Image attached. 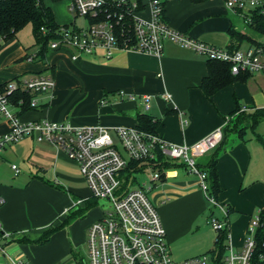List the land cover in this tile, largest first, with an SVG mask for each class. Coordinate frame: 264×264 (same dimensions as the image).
Wrapping results in <instances>:
<instances>
[{"label":"crops","instance_id":"1","mask_svg":"<svg viewBox=\"0 0 264 264\" xmlns=\"http://www.w3.org/2000/svg\"><path fill=\"white\" fill-rule=\"evenodd\" d=\"M141 15L148 18L147 10ZM235 17L239 15L229 10L224 0H170L164 9L169 27L219 49L227 47L230 28L240 31ZM257 41L264 46V38ZM249 46L243 42L239 49ZM37 52L22 51L0 62L1 87L35 75L54 81L52 92L30 94L35 106L31 102L24 106L18 92L12 96L11 110L24 122L46 119L74 127L100 124L113 136V128L136 127V116L145 114L158 122L155 134L160 138L191 146L222 127L237 106L250 113L264 110L261 74L252 73L207 99L200 89L207 75V58L170 41L164 42L158 56L118 50L108 59L86 55L72 59L77 55L72 49L47 47L42 56ZM25 56L33 59H23ZM119 91L135 99H121ZM164 94L170 96L169 101L164 100ZM143 96L149 97L148 110L140 101ZM258 125L243 138L230 133L219 150L220 192L216 200L227 211L225 219L206 201L197 174L165 158L169 164L148 197L157 208L173 260L211 254L218 234L208 225L211 217L226 221L229 245L234 251L241 250L249 223L264 207V146L257 139L264 142V136L257 131ZM7 130L1 119L0 137ZM27 139L31 168L26 175L12 181L0 176V197L4 199L0 227L5 234L1 244L7 255L30 264H86L87 231L103 211L77 165L62 150L45 141ZM208 159L205 154L197 163ZM153 171V165L147 164L140 173L149 172L151 178ZM4 260L0 254V264Z\"/></svg>","mask_w":264,"mask_h":264},{"label":"built area","instance_id":"2","mask_svg":"<svg viewBox=\"0 0 264 264\" xmlns=\"http://www.w3.org/2000/svg\"><path fill=\"white\" fill-rule=\"evenodd\" d=\"M224 1L226 7L239 15L245 24L250 21L249 11L261 6L258 0ZM142 5L139 0H71L70 12L75 18L83 17L86 25L77 28L73 22L71 26H61L48 47L51 50L72 49L77 53L72 59H77L79 55L108 59L118 50L158 56L164 42L170 41L207 59L227 63L233 75L250 72L264 77L262 47L249 46L244 50L213 47L169 27L162 18L163 8L159 0H148ZM145 10L148 12L146 19L141 15ZM41 31L46 32L45 29ZM27 59L31 61L33 56ZM19 88L34 94L52 92L54 81L50 77L35 75L19 83L14 81L0 86V120L8 125L7 132L0 137V151L6 145L25 138L48 142L62 150L77 165L92 198L108 202L102 216L88 228L86 264H249L254 247V231L259 223L257 214L246 229L240 251H234L229 245L226 221L211 217L208 225L213 231L227 232L224 255L218 259L215 252L175 262L157 208L148 197L153 184L160 180L159 172L154 169L149 184L129 190L122 188L123 171L129 161L157 164V154H161L197 174L206 201L220 210L225 219L227 211L208 195L206 176L197 168L195 159L219 145L226 120L222 127L191 146L167 142L155 133L135 127L113 128V137L111 130L100 124L74 127L69 123H55L46 119L22 121L11 110V95L17 93ZM118 96L121 99H135L132 94L123 91H119ZM163 98L169 101L170 96L164 94ZM148 100V96L140 98L145 110L149 108ZM106 101L102 100V103ZM31 106H35L34 101ZM11 170L15 175L19 173L14 165H11ZM3 204L4 199L0 197V206ZM4 237L5 234H0V254L5 259L3 264H30L25 259H14L6 254L1 244Z\"/></svg>","mask_w":264,"mask_h":264},{"label":"trees","instance_id":"3","mask_svg":"<svg viewBox=\"0 0 264 264\" xmlns=\"http://www.w3.org/2000/svg\"><path fill=\"white\" fill-rule=\"evenodd\" d=\"M163 8L162 18L164 20V9L170 0H159ZM191 3H200L203 0H189ZM141 7H143L142 0H139ZM248 16L250 21L246 24L247 28L257 35L259 38H264V3L261 6L249 11ZM165 21V20H164ZM32 25V33L35 38L38 52L36 55L42 56L47 50L49 41L59 31V26L56 24L51 10L45 7L43 0H0V38L11 39L14 35L27 24ZM73 24V23H72ZM66 26V25H63ZM41 29H45L43 33ZM229 43L227 49L238 50L243 42H248L252 46L264 47L263 44L243 31H238L233 28L229 30ZM25 56L23 59H26ZM250 72H240L233 75L230 72V67L227 63L207 59V75L201 80L200 89L207 99H210L213 94L222 89L223 87L237 81L244 79L251 75ZM17 83L21 80L15 79ZM18 89V93L24 100V106L30 105L31 95L34 93L27 92L26 90ZM12 93L11 96H13ZM10 96V98H11ZM138 125L135 127L140 130L155 133V128L158 124L152 117L147 115H137ZM264 121V110H255L253 112L240 111L237 106L233 112L226 118V125L223 128V138L219 145L210 153L209 159L203 164H198L197 168L206 176L208 185V195L217 199L220 192L218 172H217V158L221 147L224 145L227 136L230 133L236 134L237 137L243 138L247 130H254V128ZM257 139L264 142L257 137ZM157 164H152L156 169L160 178L163 170L166 168L167 161L161 154H157ZM146 163L142 161H129L126 169L123 171L124 182L122 188L129 190L139 187L134 176L140 173L146 167ZM183 165V164H182ZM259 217V223L254 231V247L250 256L249 264H264V207L259 209L256 213ZM2 234V232H0ZM227 232L223 230L217 234L214 243V249L211 253H217L218 259L225 253L226 249ZM46 241V238L41 239L39 242Z\"/></svg>","mask_w":264,"mask_h":264},{"label":"rangeland","instance_id":"4","mask_svg":"<svg viewBox=\"0 0 264 264\" xmlns=\"http://www.w3.org/2000/svg\"><path fill=\"white\" fill-rule=\"evenodd\" d=\"M260 2V0H258ZM45 7L49 8L53 14L54 20L56 24L59 26H71L73 22H75V26L77 28H82L86 25V21L83 17L76 16L70 12V4L71 0H43ZM264 1H261L263 4ZM247 13L246 10H244ZM236 27L248 35L259 38L257 35L252 33L243 22L242 18L235 17ZM38 49L36 46L35 38L32 33V25L29 23L20 29L13 38L11 39H0V62H4L8 56L16 57L17 55L21 54L22 51L24 53L33 54ZM23 60L19 61L22 62ZM257 131H261L264 136V121L259 123ZM28 141L27 138L22 139L18 143L6 145L0 151V176L8 180H15L20 176L26 175L28 170L31 168L30 163L27 161V154L26 151L28 150ZM120 150H122L119 147ZM123 154V153H122ZM125 156V154H123ZM196 163H197V159ZM11 165L16 166L19 169V175L15 176L13 171L11 170ZM137 183L140 185L147 184L150 180V173L143 172L139 174H135L134 176ZM97 206L101 211H105L108 208V202L103 200H97ZM213 207V206H212ZM215 211L218 209L216 207ZM219 212V211H218ZM220 218L222 217L219 213ZM256 215V214H255ZM254 215V217H255ZM87 240V238H86ZM209 254V253H208ZM175 261V260H174ZM177 262V261H175Z\"/></svg>","mask_w":264,"mask_h":264}]
</instances>
